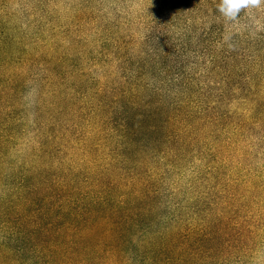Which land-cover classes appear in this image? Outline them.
Returning <instances> with one entry per match:
<instances>
[{"label": "trees", "instance_id": "trees-1", "mask_svg": "<svg viewBox=\"0 0 264 264\" xmlns=\"http://www.w3.org/2000/svg\"><path fill=\"white\" fill-rule=\"evenodd\" d=\"M0 0V264H264V7Z\"/></svg>", "mask_w": 264, "mask_h": 264}, {"label": "clouds", "instance_id": "clouds-1", "mask_svg": "<svg viewBox=\"0 0 264 264\" xmlns=\"http://www.w3.org/2000/svg\"><path fill=\"white\" fill-rule=\"evenodd\" d=\"M264 7V0H220L217 11L227 21H234L241 10Z\"/></svg>", "mask_w": 264, "mask_h": 264}, {"label": "rangeland", "instance_id": "rangeland-1", "mask_svg": "<svg viewBox=\"0 0 264 264\" xmlns=\"http://www.w3.org/2000/svg\"><path fill=\"white\" fill-rule=\"evenodd\" d=\"M263 18H264V15H263ZM264 21V20H263Z\"/></svg>", "mask_w": 264, "mask_h": 264}]
</instances>
